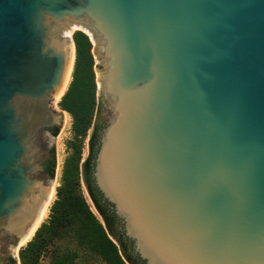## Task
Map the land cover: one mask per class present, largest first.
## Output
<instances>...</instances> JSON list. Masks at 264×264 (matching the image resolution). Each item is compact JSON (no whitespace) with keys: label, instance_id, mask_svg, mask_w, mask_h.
<instances>
[{"label":"water","instance_id":"water-1","mask_svg":"<svg viewBox=\"0 0 264 264\" xmlns=\"http://www.w3.org/2000/svg\"><path fill=\"white\" fill-rule=\"evenodd\" d=\"M75 30L96 63L92 180L128 253L264 264V0H0V264L53 193Z\"/></svg>","mask_w":264,"mask_h":264},{"label":"trees","instance_id":"trees-1","mask_svg":"<svg viewBox=\"0 0 264 264\" xmlns=\"http://www.w3.org/2000/svg\"><path fill=\"white\" fill-rule=\"evenodd\" d=\"M76 46L75 67L68 91L59 106L72 118V138L66 143L65 159L59 187L47 222L19 253L21 264H144L129 254L122 232H117L118 219L103 201L92 180L93 160L99 143L101 126H94L98 112L95 61L92 42L87 34L73 35ZM90 136V155L82 162L83 148ZM59 128L54 131L58 136ZM55 160L51 163L54 176ZM84 175L90 197L99 217L88 204L81 185ZM103 219V220H102ZM104 221V222H103ZM106 224V227L104 225ZM118 238L122 249L111 239ZM119 235V236H118ZM44 254L47 259L44 261ZM126 260L124 259V256Z\"/></svg>","mask_w":264,"mask_h":264},{"label":"rangeland","instance_id":"rangeland-1","mask_svg":"<svg viewBox=\"0 0 264 264\" xmlns=\"http://www.w3.org/2000/svg\"><path fill=\"white\" fill-rule=\"evenodd\" d=\"M77 31H81V30H75L73 32V34ZM83 32V31H82ZM85 33V32H84ZM73 34L71 35V37L73 36ZM86 34V33H85ZM93 46V44H92ZM93 49V48H92ZM93 54V53H92ZM95 61V59H94ZM96 64V63H95ZM95 71V69H94ZM95 76H96V73H95ZM72 80V79H71ZM71 82V81H70ZM71 84V83H70ZM61 101L58 100L56 102V106L58 108V110H61L60 106H59V102ZM97 102H98V105H99V101H98V96H97ZM68 114V113H67ZM69 115V114H68ZM97 115V114H96ZM63 117V122H62V128L60 129L59 131V134L58 136H56V181H55V190L59 187L60 185V181H61V177H62V171H63V166H64V162H65V159L67 158L68 156V150H67V146H66V143L72 138V118L71 116L69 115V120H66V117H65V114L62 115ZM95 120H96V117H95ZM94 124H95V121H94ZM93 128H94V125H93ZM93 128L89 131V135L85 141V144H84V148H83V155H82V162L85 161L88 156H89V139H90V136L93 132ZM83 174L81 176V185H82V191H83V194L88 202V204L90 205L92 211L99 217V215L97 214V211L95 210V207L94 205L92 204L90 198H89V195H88V192H87V188L85 186V183L83 182ZM56 193V192H55ZM56 200V194H55V198L50 206V209L54 203V201ZM50 209H49V215H50ZM49 215L48 217L46 218V220L43 222H47V220L49 219ZM101 219V217H99ZM42 223V224H43ZM35 236V235H34ZM33 236V237H34ZM32 237V239H33ZM31 239V240H32ZM30 240V241H31ZM29 241V242H30ZM28 242V243H29ZM27 243V244H28ZM27 244L23 247L20 248V250L24 247L27 246ZM20 250H19V253H20ZM44 261H46L47 259V254H44V257H43Z\"/></svg>","mask_w":264,"mask_h":264},{"label":"flooded vegetation","instance_id":"flooded-vegetation-1","mask_svg":"<svg viewBox=\"0 0 264 264\" xmlns=\"http://www.w3.org/2000/svg\"><path fill=\"white\" fill-rule=\"evenodd\" d=\"M59 128L58 125L50 127L47 129V135L50 137H54V131ZM45 158L42 161V165L44 167L43 174L52 176L51 175V163L55 160L54 150L49 148L48 145L45 148ZM5 257H6V264H18L17 257H19V253L16 255L15 246L14 244L10 243L9 240H5L3 242ZM20 259V258H19ZM21 263V262H20Z\"/></svg>","mask_w":264,"mask_h":264},{"label":"bare ground","instance_id":"bare-ground-1","mask_svg":"<svg viewBox=\"0 0 264 264\" xmlns=\"http://www.w3.org/2000/svg\"><path fill=\"white\" fill-rule=\"evenodd\" d=\"M72 70H73V68H72ZM71 74H72V71H71ZM71 74H70V77H69V80H68V83H67V86H66V89L64 90V92L62 93V95L60 96V98L58 99V100H60L61 99V97L63 96V94L66 92V90H67V88H68V86H69V84H70V81H71ZM65 117H66V120H69V115L67 114V113H65ZM55 187L53 188V193H52V196H51V199L49 200V202H47L46 203V205H45V207H44V209H43V211H42V214H41V216H40V218H39V221H38V223H37V226L35 227V229L33 230V233H32V235H31V237L21 246V247H23V246H25L31 239H32V237H33V235H34V233H35V230L46 220V218L48 217V215H49V209H50V206H51V204H52V202H53V200H54V198H55Z\"/></svg>","mask_w":264,"mask_h":264}]
</instances>
